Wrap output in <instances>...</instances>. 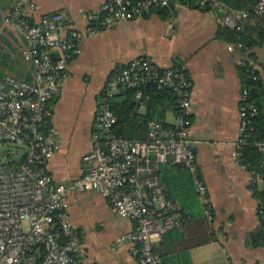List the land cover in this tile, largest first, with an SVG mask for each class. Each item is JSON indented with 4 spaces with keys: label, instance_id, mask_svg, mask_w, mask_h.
I'll return each instance as SVG.
<instances>
[{
    "label": "built area",
    "instance_id": "1",
    "mask_svg": "<svg viewBox=\"0 0 264 264\" xmlns=\"http://www.w3.org/2000/svg\"><path fill=\"white\" fill-rule=\"evenodd\" d=\"M173 0H107L99 12L89 13L85 32H73L64 11L37 15L38 6L28 0H13L4 26L25 39L24 60L32 79L7 73L0 77V142L19 145L22 156L0 162V264H92L83 239L69 211V193L94 189L106 197L121 216L135 227L119 242L135 243L140 264H162L164 235L182 227L181 204L167 197L162 180L163 165L181 163L192 173L206 214L213 220L208 187L200 172L190 138L193 81L183 64L163 66L148 56L117 64L99 102L97 131L90 151L84 154V173L68 183L58 182L48 171V162L60 148L52 124L54 103L69 77V62L82 54V43L123 21L143 17ZM205 1H202L204 4ZM223 26L240 29L251 16L220 3ZM264 15V0L254 8ZM231 50L235 45L229 44ZM256 67V66H255ZM170 89L176 96L175 120L151 122L146 138H128L114 131L117 116L112 99L135 89L139 105L151 98L149 87ZM240 131L235 155L254 129L259 113L250 89L240 97ZM264 151V140L259 142ZM252 186H264L261 174L252 171ZM264 217V203L259 207Z\"/></svg>",
    "mask_w": 264,
    "mask_h": 264
},
{
    "label": "crops",
    "instance_id": "2",
    "mask_svg": "<svg viewBox=\"0 0 264 264\" xmlns=\"http://www.w3.org/2000/svg\"><path fill=\"white\" fill-rule=\"evenodd\" d=\"M30 1L37 4V15L62 10L73 32H85L87 15L99 12L107 0ZM12 2L0 0V49L7 60H1L0 75L10 71L26 78L30 65L23 60L25 39L4 26ZM166 7L165 14L155 8L83 41L82 54L70 60L69 77L54 103L52 124L60 148L48 162V171L61 183L84 173L83 156L92 148L99 102L117 64L137 56L151 57L163 66L183 64L193 81L189 136L208 187L216 233V240L190 250L192 264H264V246L253 247L247 242L260 225V201L253 190L252 171L235 155L244 86L239 65L252 59L249 53L255 52L257 58L251 61L264 82V44L247 53L236 46L231 50L229 44H234L219 35L223 7L202 10L180 0ZM145 109L139 105L140 112ZM165 120L174 122L173 108L167 110ZM69 211L90 263L140 264L137 245L119 242L124 233L134 229L135 222L117 213L101 193L94 189L70 192Z\"/></svg>",
    "mask_w": 264,
    "mask_h": 264
},
{
    "label": "trees",
    "instance_id": "3",
    "mask_svg": "<svg viewBox=\"0 0 264 264\" xmlns=\"http://www.w3.org/2000/svg\"><path fill=\"white\" fill-rule=\"evenodd\" d=\"M136 3L139 0H130ZM194 8L212 9L214 3H220L236 10H248L251 16L240 29L221 26L219 35L233 43L244 52L264 44V15L256 14L254 8L259 0H180ZM202 1H205L202 4ZM165 14L168 7H157ZM252 59L244 60L239 65L244 86L249 87L252 99L259 107L254 118V129L250 138L243 145L240 163L250 171L261 174L264 180V151L259 142L264 140V82L259 70L251 60H256L255 52H250ZM26 79H32L29 73ZM151 98L145 101V111H139L135 99V89H128L112 99V108L117 116L114 133L128 138H146L152 121L165 120L168 109L176 110V96L170 89L160 91L150 86ZM203 178V177H202ZM162 180L167 188V197L178 201L183 218L182 227L168 231L163 238L164 256L162 264H192L190 250L216 240L212 221L206 214L205 204L201 202L200 193L190 170L181 163L170 161L163 165ZM260 204L264 203V186H253ZM253 247L264 246V217L260 225L250 233L247 240Z\"/></svg>",
    "mask_w": 264,
    "mask_h": 264
},
{
    "label": "rangeland",
    "instance_id": "4",
    "mask_svg": "<svg viewBox=\"0 0 264 264\" xmlns=\"http://www.w3.org/2000/svg\"><path fill=\"white\" fill-rule=\"evenodd\" d=\"M1 60L7 61V60H5L4 51L0 49V66H1V64H4V63L1 62ZM1 72L2 71H0V73ZM7 73H10V74H13V75H17V76L21 75V74H18V73L16 74L15 72L7 71L6 73L0 75V77L5 75V74H7ZM21 77L24 78L25 75L22 74ZM169 114L173 115L172 110L169 111ZM169 117H171V116H169ZM22 154H23L22 150H21V148L19 147L18 144L13 143V142H6V141L0 142V162H9L11 159H17L18 160L20 158V156H22Z\"/></svg>",
    "mask_w": 264,
    "mask_h": 264
},
{
    "label": "water",
    "instance_id": "5",
    "mask_svg": "<svg viewBox=\"0 0 264 264\" xmlns=\"http://www.w3.org/2000/svg\"><path fill=\"white\" fill-rule=\"evenodd\" d=\"M221 8H222V6H220V5H219L217 9H221ZM221 14H223V15H224V13H221Z\"/></svg>",
    "mask_w": 264,
    "mask_h": 264
}]
</instances>
